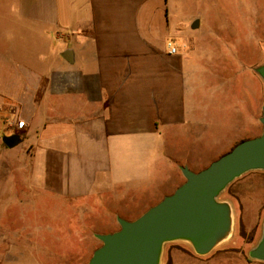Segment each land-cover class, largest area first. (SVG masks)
<instances>
[{"label":"crops","instance_id":"obj_1","mask_svg":"<svg viewBox=\"0 0 264 264\" xmlns=\"http://www.w3.org/2000/svg\"><path fill=\"white\" fill-rule=\"evenodd\" d=\"M262 13L264 0H0V108L25 123L6 135L20 136L16 147L2 138L20 149L4 150L0 170L29 174L35 199L52 195L70 211L172 194L170 174L203 170L221 98L231 150L252 133L244 81L214 69L244 57L214 52L249 51ZM222 260L204 264H260Z\"/></svg>","mask_w":264,"mask_h":264},{"label":"rangeland","instance_id":"obj_2","mask_svg":"<svg viewBox=\"0 0 264 264\" xmlns=\"http://www.w3.org/2000/svg\"><path fill=\"white\" fill-rule=\"evenodd\" d=\"M263 14L261 23L252 17L249 51L247 48L238 52H214L218 53L217 58L220 59L224 58V54L227 58H234L236 64L244 57L245 65L214 69L228 70L229 75L234 70L236 85L240 78L244 81L245 98L249 96L250 101L252 130L246 138L248 140L262 132L260 119L264 103V81L258 69L264 66ZM234 46L239 47L238 44ZM228 106L226 113L227 100L221 98L219 105L212 106L207 117L211 131L199 148L201 156H197V164L202 169L231 151V103ZM20 122L23 121L18 116H12L8 110L0 108V166L3 165L4 150L6 154H13L20 149L18 146L10 150L2 143V138L8 133L23 130L24 126H20ZM170 175L172 190L174 186L178 187L185 182L181 170ZM158 180V191H162L168 184L165 179L159 180L161 183ZM33 182L29 174H5L3 169L0 170V264H88L94 252L102 246L97 235L119 231L118 218L133 221L143 215L153 201L156 205L164 197L160 194H144L141 190L138 195L120 197L122 203H106L101 197L100 202L89 203L83 210L70 211L69 205L52 195L40 194L38 200L35 199V195L29 193ZM23 201L29 205L21 204ZM218 201L226 202L231 208L232 231L228 240L218 243L206 255L197 254L187 240L166 242L160 264H204L206 260L216 262L222 259L231 263L254 260L264 264V261L250 256L263 235L264 171L251 170L242 174L225 187ZM108 220L111 223L108 224Z\"/></svg>","mask_w":264,"mask_h":264},{"label":"water","instance_id":"obj_3","mask_svg":"<svg viewBox=\"0 0 264 264\" xmlns=\"http://www.w3.org/2000/svg\"><path fill=\"white\" fill-rule=\"evenodd\" d=\"M258 74L264 81V66ZM260 123L258 137L242 141L199 172L182 167L185 182L172 194L133 221L118 218L119 231L97 235L102 246L88 264H160L166 242L187 240L199 255L226 242L223 238L231 234L233 216L229 205L219 202L218 197L242 174L264 171V105ZM19 142L16 134L3 138L8 148ZM250 256L264 261V225L262 238Z\"/></svg>","mask_w":264,"mask_h":264},{"label":"built area","instance_id":"obj_4","mask_svg":"<svg viewBox=\"0 0 264 264\" xmlns=\"http://www.w3.org/2000/svg\"><path fill=\"white\" fill-rule=\"evenodd\" d=\"M170 46V53L171 54H176L177 53V49L174 48L171 44L169 45ZM20 126H24V123L23 122H20Z\"/></svg>","mask_w":264,"mask_h":264},{"label":"bare ground","instance_id":"obj_5","mask_svg":"<svg viewBox=\"0 0 264 264\" xmlns=\"http://www.w3.org/2000/svg\"><path fill=\"white\" fill-rule=\"evenodd\" d=\"M226 238H227V239H226ZM223 239H224V241H227V240H228V237H224Z\"/></svg>","mask_w":264,"mask_h":264}]
</instances>
